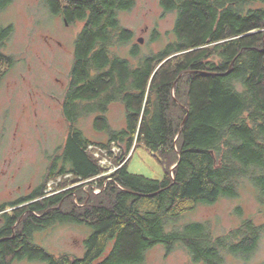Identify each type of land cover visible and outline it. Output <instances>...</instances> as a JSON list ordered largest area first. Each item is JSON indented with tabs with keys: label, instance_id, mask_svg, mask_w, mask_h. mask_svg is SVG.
Returning <instances> with one entry per match:
<instances>
[{
	"label": "trees",
	"instance_id": "1",
	"mask_svg": "<svg viewBox=\"0 0 264 264\" xmlns=\"http://www.w3.org/2000/svg\"><path fill=\"white\" fill-rule=\"evenodd\" d=\"M12 1L0 0V10ZM45 4L66 23L84 24L63 102L68 134L42 184L27 198L32 201L28 214L22 209L3 215L0 264L25 259L147 264L148 252L159 245L167 254L183 248L195 263L253 264L264 221L246 217L217 235L208 223L187 217L199 204L238 198L248 187L264 212V0H161L166 12L177 14L175 39L137 64L112 52L133 37L119 15L136 0ZM13 30L0 26V49ZM2 63L13 67L15 59L0 50ZM119 102L126 125L114 130L108 113ZM89 116L94 129L108 135L106 141H92L78 127L79 119ZM91 145L107 149L110 158L118 146L116 164L145 146L165 175L131 173V156L104 176L108 168L92 155ZM60 177L57 192L49 194L48 183ZM57 223L91 229L83 257L52 254L34 242V233Z\"/></svg>",
	"mask_w": 264,
	"mask_h": 264
},
{
	"label": "rangeland",
	"instance_id": "2",
	"mask_svg": "<svg viewBox=\"0 0 264 264\" xmlns=\"http://www.w3.org/2000/svg\"><path fill=\"white\" fill-rule=\"evenodd\" d=\"M119 19L133 37L130 42L112 48V52L134 64L175 39L177 14L166 12L161 0H136L131 10L120 13ZM0 26L14 28L0 50L15 59L13 67L7 63L0 65V202L5 203L28 195L42 184L51 158L66 141L69 126L63 102L70 83L75 40L84 24H68L62 17L51 14L45 0H13L0 10ZM133 51L137 58L133 57ZM108 118L112 129L122 130L126 125L124 105L112 104ZM93 121L94 116L79 119L78 127L90 140L106 141L108 135L97 132ZM91 152L97 159L95 150ZM117 157L111 158L113 165ZM128 167L130 172L150 178L165 175L162 164L145 146L133 152ZM103 168H108L104 176L110 175V166ZM51 182L49 194L57 192L58 183ZM94 185L97 194L100 190L97 183ZM89 186L92 188V184L86 188ZM238 207L242 208V215L237 212ZM246 217H253L257 223L264 221V212L251 187L241 189L238 198H221L213 205L195 206L187 221L208 223L221 235L240 226ZM90 234L86 225L57 223L34 233V242L52 254L68 253L81 258ZM252 263H264V239ZM12 264L47 263L25 259ZM147 264L200 263L193 262L183 248L167 254L159 245L148 252Z\"/></svg>",
	"mask_w": 264,
	"mask_h": 264
},
{
	"label": "built area",
	"instance_id": "3",
	"mask_svg": "<svg viewBox=\"0 0 264 264\" xmlns=\"http://www.w3.org/2000/svg\"><path fill=\"white\" fill-rule=\"evenodd\" d=\"M89 150L90 151L95 150L94 154L97 158L100 159V165L102 167L110 166V171L108 172V174H111L115 172L116 170L120 169L132 155V153H130L128 156L124 158V160L120 164L113 165L111 162L110 154L107 149L98 148V147H94L91 145L89 146ZM111 150L113 153V157H117L121 152V149L118 146H113ZM66 177H69V175H66ZM61 180H62V177L58 178L56 181H52L51 184L59 183L61 182Z\"/></svg>",
	"mask_w": 264,
	"mask_h": 264
},
{
	"label": "flooded vegetation",
	"instance_id": "4",
	"mask_svg": "<svg viewBox=\"0 0 264 264\" xmlns=\"http://www.w3.org/2000/svg\"><path fill=\"white\" fill-rule=\"evenodd\" d=\"M32 193H33V191L30 192L28 195H26V196H24V197H21V198H19V199H16V200H14V201H12V202H5V203H1V202H0V231H1V229H2V227H3V224H4V218H3V215H4V214H12V213L15 214L16 211H18V210H22V209H26V212H27V213H25V214H28V209H27V207L30 206V204L32 203V201H31V200H28L27 198H28ZM46 197H47V196H46ZM17 201H21V202H20L18 205H17V204H14V203H16ZM4 204H14V205H10V206H6V207L2 208V206H3ZM23 217H24V216H23Z\"/></svg>",
	"mask_w": 264,
	"mask_h": 264
},
{
	"label": "water",
	"instance_id": "5",
	"mask_svg": "<svg viewBox=\"0 0 264 264\" xmlns=\"http://www.w3.org/2000/svg\"><path fill=\"white\" fill-rule=\"evenodd\" d=\"M138 42L143 43V39H139ZM174 168H175V166L172 169H174Z\"/></svg>",
	"mask_w": 264,
	"mask_h": 264
},
{
	"label": "crops",
	"instance_id": "6",
	"mask_svg": "<svg viewBox=\"0 0 264 264\" xmlns=\"http://www.w3.org/2000/svg\"><path fill=\"white\" fill-rule=\"evenodd\" d=\"M132 173V172H131ZM135 174V173H134Z\"/></svg>",
	"mask_w": 264,
	"mask_h": 264
}]
</instances>
